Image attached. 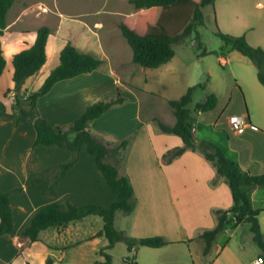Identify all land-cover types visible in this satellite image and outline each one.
I'll return each instance as SVG.
<instances>
[{
	"label": "crops",
	"instance_id": "1",
	"mask_svg": "<svg viewBox=\"0 0 264 264\" xmlns=\"http://www.w3.org/2000/svg\"><path fill=\"white\" fill-rule=\"evenodd\" d=\"M212 8L217 29L225 34L244 36L252 46L264 49V0H215ZM58 13L61 14V10L57 1L51 6L45 0H15L8 10L6 27L0 34L5 59V67L0 75V96L5 99L3 103L6 109L13 111L17 92L14 89L12 58L14 54L29 48L36 39L37 29L45 25L50 31L46 43V62L38 74L24 81L21 91L34 92L41 86L59 64L60 51L68 42L79 52L102 60L96 70L59 81L37 99L36 108L49 125H69L94 102L115 97L120 86L130 96L127 101L114 105L92 120L88 129L96 140L105 144L106 161L115 163L119 174L126 175L134 189L133 210L128 214L116 212L114 227L130 238L162 236L170 242L159 248L138 246L131 252L127 251L129 256H133V262L251 264L260 257V249L252 239L248 224L225 227L217 234L210 251L203 254L204 242L199 234L215 226L214 209H227L232 205L228 185L222 179L216 185H211L216 176L215 169L198 152L186 150L170 162L163 159L167 150L183 144L179 136L162 133L153 120L158 117L167 124L175 123V116L168 105L170 99L160 98L163 109L167 110V120L160 109L147 111L141 117V101L135 97L133 90H144L146 78L138 79L136 72L125 69L119 57L114 60L115 56L105 51L99 42L91 46L71 40L61 44L57 42L60 31L52 34L50 26L42 23L41 18L57 17ZM84 25L86 29L90 28L86 21ZM97 49L100 55L94 53ZM230 49L233 50L232 47ZM51 60L53 66L45 70ZM221 60L222 64L229 62L226 58ZM169 62L152 70L169 68ZM140 69L144 72L149 68ZM244 70L242 84H239L249 102L247 108L230 107L228 103L217 118L207 122L197 120L195 124L192 117L194 139L196 142L208 140L216 144L228 159L250 174L258 175L264 173V86L258 81L253 63L251 66L244 65ZM159 89L163 90L164 86ZM214 92L217 103L211 111L216 110L219 103V95L217 91ZM125 110L137 123L135 130L116 137L118 140L110 144L103 138L106 133L97 130L96 124L111 114H120ZM207 112H197V116L201 117ZM234 114L246 117L247 124L241 133H235L228 124V117ZM3 130L27 138V145L23 159L8 158L7 154L4 158L0 150V192L9 194L12 210V231L0 235V264H46L48 258L52 259L53 264L104 262L100 250L108 245V239L103 234L98 235L103 229L101 217L91 215L60 227H49L42 230L34 241L20 234L30 218L50 203L70 199L78 205L107 207L116 199L94 157L85 150L80 151L74 163L57 181L55 195L50 197L45 193L50 177L38 180L36 175L68 162L73 153L54 145H33L36 132L31 123H15L13 119L0 118V131ZM125 137L130 140L121 147L119 142ZM249 198L253 209L259 211L257 218L264 235V188L252 189ZM118 243L106 252L110 253Z\"/></svg>",
	"mask_w": 264,
	"mask_h": 264
},
{
	"label": "trees",
	"instance_id": "2",
	"mask_svg": "<svg viewBox=\"0 0 264 264\" xmlns=\"http://www.w3.org/2000/svg\"><path fill=\"white\" fill-rule=\"evenodd\" d=\"M15 0H0V34L6 27V15ZM135 9H146L147 12L133 17L123 18L119 30L132 51V62L143 68L155 69L169 62L175 55L173 45L195 31L204 23L202 9L205 6H214L215 0H129ZM160 14V15H159ZM179 25V26H177ZM49 28L45 25L39 27L34 43L27 49L14 54L12 64L14 67L13 81L15 85V103L13 111L9 112L0 101V118L13 119L15 123H31L35 129L36 137L33 145L58 146L69 150L73 157L68 162L49 168L36 175L41 180L50 177L45 189L46 195H55L54 187L57 181L77 159L78 153L85 150L95 159L106 183L116 199L107 207L96 204L78 205L70 199L59 203H50L38 210L21 231V236L34 241L39 233L49 227H60L69 222L81 220L87 216L97 215L102 218L103 229L98 235H105L108 245L100 250L104 262L94 264H112V257L106 250H110L115 243L123 242L126 250L131 252L138 246L159 248L170 242L162 236L130 238L123 231L114 227L116 212L125 214L133 210L134 189L126 175L119 174L115 163L106 161V147L94 138L88 129L89 123L100 117L114 105L121 104L127 99L117 95L109 99H101L91 104L85 112L68 129L60 126H51L43 119L37 108V99L47 93L52 86L62 80L70 79L81 74L96 70L102 60L93 55L79 52L71 43H66L59 55V64L48 74L41 86L34 92L21 91L24 81L35 76L46 62V43ZM226 43H231L232 49L247 57L257 69V78L264 86V49L249 44L244 36H233L216 32ZM200 47V45H199ZM206 54V52H205ZM5 67L0 43V75ZM206 82L190 86L178 98L168 100V105L175 116V123L170 125L158 117H154L158 129L162 133L174 134L182 139L181 146L167 150L163 159L170 162L182 155L186 150L198 152L215 169L216 176L211 185H216L222 179L229 187L232 196V205L227 209H214L216 224L210 229H204L200 234L204 242L203 254H207L217 234L225 227L234 228L240 224H248L253 241L260 249V257L264 261V235L258 222V210L253 209L249 192L254 188H264V173L252 175L243 170L236 162L228 159L222 150L208 140L196 142L194 139V124L189 109L192 96L196 89H203ZM217 97L214 93L208 94L205 99L194 106L196 112H207L215 108ZM70 133L72 137H70ZM121 147L127 145L125 140L119 143ZM52 176V177H51ZM12 231V210L8 193L0 192V235ZM128 264H135L133 258H125ZM29 264V263H26ZM46 264H53L51 258Z\"/></svg>",
	"mask_w": 264,
	"mask_h": 264
},
{
	"label": "rangeland",
	"instance_id": "3",
	"mask_svg": "<svg viewBox=\"0 0 264 264\" xmlns=\"http://www.w3.org/2000/svg\"><path fill=\"white\" fill-rule=\"evenodd\" d=\"M45 1L51 6L57 1L61 10V14L58 13L57 17L48 16L46 19L41 18V21H44L42 23L50 26L52 34L57 30L60 31V35L56 37L57 42L61 44L64 41L71 40L84 46L95 45V43L99 42L105 51L112 57L115 56L114 60L119 57V60L125 64V69L136 72L138 79L146 78L147 85L144 90H133L136 94L135 97L141 101V117H144L147 111L160 109L167 120V110L163 109L160 98H178L188 87L204 82H206V85L203 89L198 88L194 91L193 102L189 106L195 124L197 120L204 123L217 118L228 103L230 107H239L244 110L247 108L249 102L240 84H242L241 76L245 71L244 65L251 66L252 62L238 51L231 50V43L226 45V42L216 35L218 29L212 6H205L202 9L204 23L202 26L197 27L199 39L195 31H193L183 41L173 45L175 55L169 62V68H163L161 71L145 69L144 72H141L139 71L141 70L140 66L131 61V48L122 36L118 24L125 17L136 18L146 13V9H135L129 0ZM85 21L90 25L89 29L85 28ZM94 22H99L100 24L96 25ZM97 51L99 49L95 50L94 53L100 55ZM221 58L228 59V64H222ZM52 66L53 60L49 61L45 70ZM231 69H233V72ZM252 70H255L254 67ZM236 77H239V82ZM160 86H164V89H159ZM119 90L121 96L127 100L130 98L123 86H120ZM214 91H217L219 95V103L216 110L203 113L200 115L201 117H198L197 112L194 110L195 104L203 101L208 94H215ZM4 100L3 96H0V101L3 102ZM136 125L135 120L129 116L128 110H125L120 114H111L105 120L98 122L96 129L103 130L106 133L103 138L111 144L118 140L115 139L116 137L125 135L133 129L135 130ZM64 127V129L69 128V126ZM69 136L72 137V134L70 133ZM123 140L128 142L130 138H122L120 142ZM26 143L27 138H20L5 130L0 131V150L4 158L7 157V154L8 158L23 159L26 153ZM93 216L99 218L97 215ZM221 234H224V232ZM195 248L194 245V251ZM109 254L112 257L113 264H128L125 262V255L130 259L133 257L127 254L122 242H119Z\"/></svg>",
	"mask_w": 264,
	"mask_h": 264
},
{
	"label": "built area",
	"instance_id": "4",
	"mask_svg": "<svg viewBox=\"0 0 264 264\" xmlns=\"http://www.w3.org/2000/svg\"><path fill=\"white\" fill-rule=\"evenodd\" d=\"M227 121H228V124L230 125V128L235 133L243 132L247 124L246 117L242 115H237V114L230 115ZM251 264H264V261L262 257H258Z\"/></svg>",
	"mask_w": 264,
	"mask_h": 264
}]
</instances>
